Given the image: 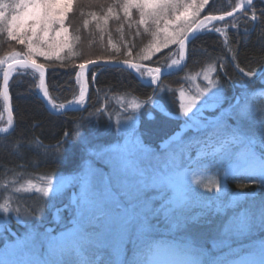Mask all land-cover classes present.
I'll list each match as a JSON object with an SVG mask.
<instances>
[{"label": "snow or ice", "instance_id": "6c2138e0", "mask_svg": "<svg viewBox=\"0 0 264 264\" xmlns=\"http://www.w3.org/2000/svg\"><path fill=\"white\" fill-rule=\"evenodd\" d=\"M257 3L264 5V0H235L234 4L229 5L231 10L223 11L219 15L210 11L201 19V12L209 5V0H110V2L107 0H0V49L5 43L9 46L8 51L0 55V70L3 71L0 98L7 106L9 78L16 70V66L31 67L38 72L42 87L45 64L37 62L39 57H44L46 60L83 58L82 51L74 50L81 37L79 27L73 28L71 33L69 31L72 27L70 13L79 14L85 29L88 28L90 20L84 17H90L101 38L103 33L108 31L109 21L114 20L118 24L116 32L125 49L121 58V47L113 44L116 55L84 59L78 65L81 70L89 64L103 60L118 67L126 66L128 70H134L141 77L145 75L150 77L151 84H158L162 75L161 67L147 68L141 61L151 60L163 48L177 44L179 58L169 57L171 63L165 67L171 69L173 66H180L185 58L188 42L194 40L201 30L224 35L227 44L226 29L239 28L237 13L245 19V22L251 13L250 20L253 26L258 21L264 25V7L257 10ZM85 7H98L100 11L85 12ZM226 18L232 19L226 20ZM213 21L225 22L224 28L214 25L209 28ZM125 27L129 34L134 32L135 36L150 37L148 43L143 44L136 51L135 56H133L135 44L129 45L124 42ZM248 31L246 27L245 35ZM261 35L264 36V28ZM109 44H112L111 39ZM228 50L232 52L231 59L238 73L248 77L250 81L253 78L264 80V57L261 58L262 62L259 66L249 64L245 68L237 62V54L231 48ZM61 53H64L63 57ZM4 65L7 67H3ZM225 69L224 58L218 57L215 61L209 62L198 74L202 75L207 83L205 87L199 89L198 95L188 97V102L181 104V113L188 117V120H192L200 111L197 102L205 94L210 93L211 97L219 95L217 86L220 81L213 78V73L218 74ZM224 74L227 75V72L225 71ZM212 89L217 91L213 92ZM42 91L45 97H49L46 88L42 87ZM180 95L183 98L185 93L181 91ZM252 96L264 97V89L252 93ZM138 99L133 97L128 100L125 111L138 112L142 107ZM147 99L150 102L152 98ZM243 99L245 102L236 105L233 109L231 118L236 121L235 124L219 121L201 124L197 131L204 132L202 137L186 142L177 140L175 146L170 138L161 153L153 152L144 144L141 134L135 127L133 115L124 116L123 122L117 118L118 131L124 142L110 146L103 153L110 167L108 176L92 173V176L85 181L82 195L76 204L72 226L58 235H53L47 230L43 233L35 230L26 232L21 241L15 245V258L12 256L0 258V264H101L102 258L95 249L100 246V241L105 236L113 232L118 233L123 242H131L135 245L133 257L125 264H264V237H261L256 252L235 248L231 249L232 258H228L229 254H225L211 261H206V250L198 246L190 237L183 243L167 244L149 239L155 229L151 219L161 214L170 230L186 229L189 218L185 213L193 204L199 203L206 193L213 194L215 212L222 215L229 208L239 207L242 202L248 204L238 212L233 211L224 224L222 235L232 234L240 237L264 232V200L257 202L255 193L224 191V184L229 177L245 181L238 184V188L253 185L264 188V103L253 108L247 94ZM83 100L82 88L80 98L75 103L80 104ZM117 100L124 105V97L118 96ZM49 103L53 110L65 108L64 104H56L51 98ZM72 103L69 101V104ZM204 103H207V100ZM193 108L197 109V113H193ZM189 113H192V116H189ZM257 113H260L261 117L258 122L255 120ZM245 122L258 123L259 126L252 131L241 126ZM12 125L13 120L9 110L7 125L0 127V133H9ZM79 134L77 128L73 133L66 135ZM194 146H198L197 153L200 157L195 162L199 174L188 166L192 163L189 153ZM13 147L18 149L20 142H16ZM217 160L227 161L223 168V176H219V171L207 175ZM10 171L13 177L0 183V191L6 193L0 202V212L5 216L14 213L18 221L22 217L39 219L43 208L38 204L24 206L20 194L39 193L41 200L48 197L49 193H54L56 190L51 178L41 177L40 183L26 179L18 185V177L22 173L5 168L4 176L7 177ZM190 172L191 182L188 180ZM114 187H118L120 192L128 197L127 201L122 202L117 198L113 191ZM201 188L203 192L199 191ZM151 190L158 191L164 197L159 208H153L151 202L144 198L145 193ZM225 196L228 197L227 200L224 199ZM212 203L211 200L205 202V207L212 208ZM199 215L203 213L190 219L198 220ZM25 227L30 228L31 225L25 224ZM41 245L44 246L42 253ZM104 264H115V262L107 260Z\"/></svg>", "mask_w": 264, "mask_h": 264}, {"label": "trees", "instance_id": "16d2710c", "mask_svg": "<svg viewBox=\"0 0 264 264\" xmlns=\"http://www.w3.org/2000/svg\"><path fill=\"white\" fill-rule=\"evenodd\" d=\"M110 2V0H107ZM235 0H209V5L201 12L212 14H220L223 11L231 10L230 4H234ZM75 7V6H74ZM257 10L264 5L257 3ZM85 12L96 11L99 13L98 7L84 8ZM259 15V12H257ZM72 27L69 29L70 33L73 28H80L81 40L74 46L75 51H82L84 56L73 57L71 59L56 60L55 58L46 60L44 57L37 59L38 63L45 64L46 70V89L49 97L56 104H68L69 101H74L79 94L78 84V65L84 59L91 57H107L110 54L116 55L115 49L112 45L121 47V58L125 49L122 47L120 36L116 32L118 27L117 22L109 21L108 31L101 34L96 31L95 23L91 21L90 17H84L90 20L87 29L82 26V18L79 14H69ZM200 15V16H201ZM237 15L239 19V28H227V44L225 36L222 37L213 31H202L194 40H191L187 46V59L184 67L175 73L165 76L156 87H149L141 84L128 70L117 67L95 66L91 67L87 73L88 84V100L85 107L64 112L61 114L51 113L38 98L37 92L40 85L39 75L29 68L16 69L9 79V98L11 105V112L14 120V125L9 133L0 136V183L5 179H11L13 173L10 171L7 177L4 176L5 168L14 169L17 173H22L18 177L19 183H23L26 179L38 180L41 177H52L65 175L75 170L82 161L92 153L97 151L102 146H107L113 141L117 140L118 133L115 127V118L118 114L117 97L124 98L138 97V101L142 103L137 116V130L141 134L142 140L149 146L158 148L159 145L175 134L179 133L182 125V120L179 117L177 91L181 86L180 78L184 71H196L213 62L218 57H223L226 69L221 70L218 74L214 73L215 79H219V88L226 100H235L240 96L244 90H252L259 88V79L253 78L251 81L248 77L238 73L232 62V52L229 48L237 54V62L241 67L247 68L249 64L252 66H259L264 57V36L261 35L262 25L259 21L253 26V22ZM232 19V18H231ZM229 19V20H231ZM69 21H66L68 23ZM224 23H218L224 28ZM216 26V24H213ZM249 31L245 35V28ZM91 33V34H90ZM111 39L112 44H109ZM150 37L143 35L142 37L135 36V33H128L125 27L124 42L129 45L135 44L133 48V56L143 44L148 43ZM20 46H17L19 48ZM9 46L4 44L0 49V55L7 52ZM174 46H170L161 50L154 55L151 60L141 61L146 65L152 67H164ZM67 50H65L66 52ZM64 56V53H61ZM225 71L227 75H225ZM144 78V77H143ZM1 81V70H0ZM151 97V101H148ZM160 104L162 109H157L152 105V102ZM264 103V102H263ZM99 110V111H98ZM102 113V114H101ZM91 114V115H90ZM111 117V119H110ZM260 113H257L255 120H260ZM7 117L4 113L3 103L0 98V126L7 125ZM258 123L252 124L245 122L242 127L255 131L258 128ZM78 128L79 135L71 134ZM20 142V147L14 148L16 142ZM31 145V146H29ZM260 150L259 148L257 149ZM227 161H220L211 166V171L207 175H212L219 171V176H223V168ZM191 169L199 174L194 164L188 165ZM222 172V173H221ZM191 182V181H189ZM245 183L243 180L233 179L229 177L224 184V191L226 193H255V200L258 202L264 200V188H258L253 185L251 187L238 188L237 185ZM17 185V186H18ZM199 191L203 192L201 188ZM6 195L0 191V202L3 196ZM21 203L24 206L38 204L43 208V212L39 219H30L22 217L21 223L10 218L9 226L15 230H19L22 223L34 224L40 221L44 224L51 223L50 215L54 210V203L51 204L48 198L40 199V196L31 194H20ZM228 199L227 196L224 197ZM211 200L212 208L205 207V202ZM247 202H242L239 207L229 208L225 214L215 212V198L212 193H206L201 197L199 203L193 204L191 208L185 213L189 218L187 227L191 229L190 232L170 231V233H177L180 236H171V240L177 243H183L186 238H191L193 241L197 240V235L201 233H208L210 226L220 222L225 215L238 211L241 208L247 207ZM198 220H191V217L198 216ZM256 232L253 238L246 236L240 237L239 244L232 245L231 249L243 248L248 251H255L252 245L263 237ZM185 234V235H184ZM256 234L261 236L255 237ZM162 236V235H161ZM185 236V237H184ZM207 247V246H206ZM231 255V253L229 254ZM231 257V256H229ZM206 261H211L212 258L205 257Z\"/></svg>", "mask_w": 264, "mask_h": 264}, {"label": "rangeland", "instance_id": "374dc122", "mask_svg": "<svg viewBox=\"0 0 264 264\" xmlns=\"http://www.w3.org/2000/svg\"><path fill=\"white\" fill-rule=\"evenodd\" d=\"M212 26L213 24L209 25V28H211ZM215 27L223 28L218 24H216ZM217 34L224 37V35L220 33ZM170 46H174V49L170 57L178 59L179 58L177 55L179 48L178 45L170 44L168 47ZM170 63H171V59L168 58L166 65ZM206 66L207 65L193 72L184 71L182 77L180 78L181 86L178 88L177 91L178 92L177 100H178L179 117L182 120V125L179 133L175 134V136L171 138L173 140V146H175V141L177 140H183L186 142L202 137L204 135V132L197 131V128L201 124H207L209 122L215 123L217 121L222 123L226 122L228 124H235L236 121H234L231 118L233 114V109L235 108L236 105L243 104L245 102L243 99L245 94L248 95L249 101L252 104L253 108L257 107L258 105L264 102V97L252 96V93H258L260 90L264 89V80L259 79L258 89L244 90L243 92H241L240 96H238L235 100H230V101L224 99L221 89L219 88V86H217L219 89V95L217 97H211L210 93L205 94V96H203L201 100L197 102V107L200 108V111L197 113V109L193 108V113H197V115L192 120H188V117H185L181 113V104L182 103L186 104L188 102V97H193L198 95L199 89L206 86L207 82L203 80V76L198 75L202 72V69L205 68ZM78 77H79V73H78ZM78 77L77 80L80 87V79ZM143 77L148 81L150 80V77L146 75ZM213 78L215 79L214 73H213ZM80 91L81 88H79V92ZM181 91L185 93V96L183 98L180 95ZM212 91L215 92L217 91V89H212ZM131 99L132 98H124V105H122L121 102L117 101L118 114L115 118V127L117 128V133H118L117 140L113 141L111 144H108L107 146L106 145L102 146L97 151H92V153H90V155L86 157L79 165V167H77L75 170L65 175L50 177L51 182L56 189L54 193H49V196L46 197L50 200L51 204L54 203L53 204L54 210L50 215L51 223L44 224L43 222L36 220L34 224L31 225L30 228H26L25 225L22 223V226L19 227L20 229L15 230L14 228H11L9 226L10 218L12 217L13 220L19 223H21V221L20 220L18 221L14 213H9L7 216H5L2 212H0V258H8V256H12L13 258H15V245L21 241V238L25 236L26 232L35 230L36 232L43 233L45 230H47L48 232H51L53 235H58L59 233L63 232L65 229L70 228L72 226L73 216L76 211V204L82 195L85 181L92 176V173H98L107 177L110 172V167L108 165L107 157L103 155V153L110 146L124 142L121 133L118 131V126L116 124L117 118H120L121 121L123 122L124 116L133 115L135 117V127L137 129V116L139 111L136 113H132L131 110L125 111L126 102ZM205 100H207V103H204ZM152 105L159 110L162 109L161 105L156 103L155 101L152 102ZM201 105H203V107H201ZM189 116H192V113H189ZM129 123H131V121ZM0 127H4V126H0ZM144 144L147 145L155 153H161L164 146L163 145L164 143L163 144L161 143L158 148L149 146L145 142ZM197 148L198 146L192 147L189 153L192 158L191 164L194 165L195 162L200 159L197 153ZM220 161L221 160H217L215 163H218ZM185 163L188 164L187 161H185ZM192 170L194 171V169ZM191 179H192V174L190 172L188 176V180L191 181ZM33 182L40 183L41 178ZM179 182L180 181L178 180L177 183ZM113 184L115 185V180L113 181ZM113 191L120 201L122 202L127 201L128 197L124 195L122 192H120L118 187H114ZM33 193L35 195L40 196L39 193H35V192ZM144 198L151 202L153 208H159L160 204L163 202L164 199V197H162L161 194L156 190H151L146 192ZM232 214L233 213L230 214L228 213L227 215H225V217L222 218L220 222L210 226L209 232L211 234V237H208L209 235L208 233H201L197 235V237L199 236L200 237L196 238L197 240L196 241L194 240V242L198 246L206 250L207 252L206 257L214 259L217 257L225 256V254H230L231 252L229 251V249L231 248V246L235 244L237 245L241 242L240 237L242 236L237 237L232 234L222 235L224 224ZM28 221H30V219L26 220V222ZM151 223L155 225V229L151 232L149 236V239L152 241H160L162 243L167 244L170 242H174L170 239L171 236H175V237L180 236V234L177 233L175 234L170 233V231H179V230H175V229L170 230L169 225L165 221V218L162 214L158 216H154L151 219ZM185 230L187 232L191 231L189 227H186ZM185 230H181V232L182 231L185 232ZM261 233L259 234L261 235L264 234V232ZM259 234H256L255 237L261 236ZM246 237L253 238L254 235H248ZM256 240L258 241L247 244V245H252V247L255 250L253 252H256L258 250L261 237H259V239ZM40 251L41 253L44 251L43 245H41ZM134 251H135V245L131 242H123L121 240L120 235L115 232L109 233L107 236H105L100 241V246L97 249H95V252L102 258L101 264H104V261L107 260H112L115 262V264H125L126 261L131 260V258L134 255ZM229 256L228 258H232V255Z\"/></svg>", "mask_w": 264, "mask_h": 264}, {"label": "water", "instance_id": "95a60500", "mask_svg": "<svg viewBox=\"0 0 264 264\" xmlns=\"http://www.w3.org/2000/svg\"><path fill=\"white\" fill-rule=\"evenodd\" d=\"M209 13H203L200 18L202 19L204 15H207ZM222 14V13H220ZM239 13H237L236 15H238ZM215 15H219V14H215ZM231 18H226V20H229ZM217 23H221V21H213L212 24H217ZM202 32V31H200ZM199 34V33H198ZM197 34V35H198ZM189 43V42H188ZM188 46V44H187ZM179 47V46H178ZM186 59H187V50H186V54H185V58L184 60L181 61V65L180 66H174L173 68L169 69L167 67H162L161 68V71H162V75L160 77V81L167 75L169 74H172V73H175L177 71H180L184 65L186 64ZM143 65H145L147 68H154L152 66H149V65H146L144 63H142ZM95 66H108V67H117V68H123V69H126V66H116L115 64L113 63H105L103 60H100L98 63L96 64H89L86 66L85 69L81 70L79 67H78V71H79V79H80V87L81 90L83 88L84 90V100L82 103L80 104H77L75 103L76 100H78L80 98V93L81 91L79 92L77 98L72 101L73 103L72 104H66L65 105V108L64 109H55L53 110L52 108V105L49 103V98L48 97H45L44 94H43V91H42V87L43 88H46V70H44V81H43V86L41 87V81H40V85H39V90L37 92V96L38 98L44 103L45 107L51 112V113H54V114H61V113H64V112H68V111H73V110H78V109H81L83 107H85L86 103H87V100H88V84H87V72L88 70L91 68V67H95ZM3 67H7V65H4ZM20 68L19 66H16V69ZM29 69L33 70L31 67H28ZM34 71V70H33ZM141 84L145 85V86H149V87H156L158 84H151L148 80H146L145 78L141 77L138 73H136L134 70H128ZM38 75L39 73L36 72ZM13 74V72H12ZM11 74V75H12ZM11 77V76H10ZM40 77V75H39ZM10 79V78H9ZM3 86V71L1 70V81H0V88H2ZM2 100V103H3V109H4V113L7 117V120L9 118V110L11 112V105H10V98H9V101H8V105L6 106L5 105V102L4 100L1 98ZM11 117H12V120H13V116H12V112H11ZM13 125H14V120H13ZM12 125V127H13ZM12 128L9 129V131H11ZM7 133H0V136L2 135H5Z\"/></svg>", "mask_w": 264, "mask_h": 264}, {"label": "flooded vegetation", "instance_id": "af4514ba", "mask_svg": "<svg viewBox=\"0 0 264 264\" xmlns=\"http://www.w3.org/2000/svg\"><path fill=\"white\" fill-rule=\"evenodd\" d=\"M218 24V23H217Z\"/></svg>", "mask_w": 264, "mask_h": 264}]
</instances>
